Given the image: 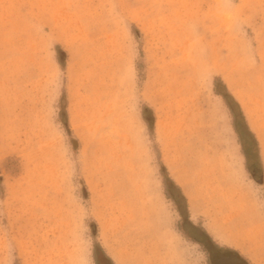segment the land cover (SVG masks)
<instances>
[{"label": "rangeland", "instance_id": "374dc122", "mask_svg": "<svg viewBox=\"0 0 264 264\" xmlns=\"http://www.w3.org/2000/svg\"><path fill=\"white\" fill-rule=\"evenodd\" d=\"M211 251L264 264V0H0V264Z\"/></svg>", "mask_w": 264, "mask_h": 264}, {"label": "flooded vegetation", "instance_id": "af4514ba", "mask_svg": "<svg viewBox=\"0 0 264 264\" xmlns=\"http://www.w3.org/2000/svg\"><path fill=\"white\" fill-rule=\"evenodd\" d=\"M199 243H201V242H199ZM211 253H212L211 260L214 261V264H216V263L219 264V261H221V260H232V261H236L237 260V258H235V256L233 254L224 253L223 251H218V252L211 251ZM239 263H241V262H239Z\"/></svg>", "mask_w": 264, "mask_h": 264}, {"label": "water", "instance_id": "95a60500", "mask_svg": "<svg viewBox=\"0 0 264 264\" xmlns=\"http://www.w3.org/2000/svg\"><path fill=\"white\" fill-rule=\"evenodd\" d=\"M98 259H99V262H100V264H111L110 262H109V260L105 257V256H103V255H100L99 257H98ZM242 264H246V263H244V262H242V261H240ZM241 264V263H239L238 261H232V260H221V261H219V264ZM212 264H214V261H212ZM216 264H218V263H216Z\"/></svg>", "mask_w": 264, "mask_h": 264}, {"label": "trees", "instance_id": "16d2710c", "mask_svg": "<svg viewBox=\"0 0 264 264\" xmlns=\"http://www.w3.org/2000/svg\"><path fill=\"white\" fill-rule=\"evenodd\" d=\"M196 242H199L198 240H196Z\"/></svg>", "mask_w": 264, "mask_h": 264}]
</instances>
